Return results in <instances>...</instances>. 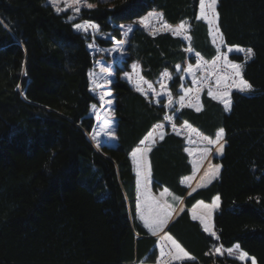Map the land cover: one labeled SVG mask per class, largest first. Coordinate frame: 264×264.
I'll use <instances>...</instances> for the list:
<instances>
[{
    "label": "trees",
    "instance_id": "1",
    "mask_svg": "<svg viewBox=\"0 0 264 264\" xmlns=\"http://www.w3.org/2000/svg\"><path fill=\"white\" fill-rule=\"evenodd\" d=\"M88 1L96 6L71 21L47 0H0V264L155 263L165 234L193 256L173 264H251L216 251L236 245L264 264V0H219L218 27L226 45L252 49L243 78L253 93L234 91L229 111L206 92L200 111L179 109L176 124L185 122L212 139L223 128L225 136L221 156L213 157L218 177L191 194L183 179L198 168L185 137L167 130L149 146L145 138L161 129L167 110L120 79L132 63L150 82L164 71L174 73L189 60L186 42L139 26L129 32L126 57L115 66L111 84L117 141L99 147L90 137L95 120L89 111L98 103L89 88L93 56L73 24L94 21L112 37L96 38L106 47L122 39L123 26L156 11L171 26L188 21L190 48L211 61L218 51L198 19L199 0ZM180 84L175 76L172 91ZM140 146L151 147L155 193L144 194L165 208L161 197L167 189L179 198L175 206H185L157 234L136 215L140 180L147 183L131 157ZM216 197L220 203L212 217L204 210L194 213L211 222L219 239L191 216L198 202Z\"/></svg>",
    "mask_w": 264,
    "mask_h": 264
},
{
    "label": "rangeland",
    "instance_id": "2",
    "mask_svg": "<svg viewBox=\"0 0 264 264\" xmlns=\"http://www.w3.org/2000/svg\"><path fill=\"white\" fill-rule=\"evenodd\" d=\"M101 1L105 2L110 0H101ZM47 3L51 5L49 3V0H47ZM87 4L94 5V7L96 6L95 3H92L88 0H80L79 4L73 2L71 3V6L68 8L67 11H61L59 12V14L68 12L70 16H73L74 9L76 7H80V12H81L83 9H88L86 7ZM57 6L63 9L65 7V0H60V3ZM160 14L161 13H158L156 11H151L148 14H146L144 17H142L138 22H136L135 25L123 26L124 32L122 39L114 40L113 45L106 47L99 46L96 42V38H101L105 40L111 39L112 37L110 33H103L99 30V33H97L95 39H93L91 32H89L88 34L81 32L89 40L88 48L93 56V66L88 73L89 88H90V92L97 98L98 101L97 104H93L95 105V108H93V105H91L89 111L90 116H92L95 120L93 130L92 132H90V137L92 139V142L97 145L104 142H107L108 145L111 146H114L116 144L117 141V137L115 134L116 117L114 115L115 97L111 89V84L116 81L115 66L116 65L121 66L124 58L126 57L125 48L127 44L126 38L128 35L125 36V32L128 31V28L131 27V29H133L135 26H139L143 28L145 31H148L150 34L169 32L172 35L181 37L187 44V52H188L189 60L184 65H177L179 66V68H177L176 66L174 73H170L169 71H164L162 75L155 82H150L143 78L141 74L140 65L137 63H132L129 66L130 69L120 75V79L127 81L141 94L145 95V93H147V95L145 96H147L154 104L160 106L163 105L167 110V113L165 115V120L159 126L161 129H157L155 135L151 137V140H149L148 142L149 146L152 145L155 141H158L160 139V134L161 133L165 134L167 130L176 132L177 134L185 137L188 146L190 148V158L192 159L193 162H195V165L197 164V168H198L197 171L194 170L192 176L183 179V184L188 188V194H191L198 188H201L202 185H206L208 183L207 181H203V176L209 170H210L209 173H214L216 166L213 164V157L221 156L222 152L218 151L219 148L218 144L214 145L209 143V140H215L216 137L214 139L205 137L204 135H201L197 130L193 129L189 124L185 122L180 125L176 124L175 117L179 109L181 108L180 97L181 96L184 97L183 107L185 106L189 107V105H193L190 108L196 110L197 107L201 108L202 105L201 96L204 92L208 94L209 91H211L213 95H209V94L208 95L213 99H215L216 101L220 102L224 106V108H225L224 105L225 99L230 100L232 104L231 94L234 91L248 95L252 94L253 89L251 91L241 92L235 87L233 81L238 80L239 78L234 76V70L231 68L230 65L239 64L241 66V72L243 76L244 66L249 60L252 59L253 52L249 54L247 52L248 48H243L237 45L234 46L226 45L224 38L221 34V31L218 27V24L210 26L207 23V21L201 19L207 24L211 42L218 51L217 55L213 60L206 61L201 56H197V53H195L189 46L190 43V36H189L190 28L188 27L189 22L184 21L186 28L179 29L180 34L176 35L175 32L178 30L179 25L171 26L167 24L163 20V17ZM78 16L79 15H77L76 18ZM198 17H199V11H198ZM142 20L146 21V24L141 23ZM165 25H169L171 27L169 29H165L164 27ZM217 28L219 29V31H217ZM89 45L92 46L90 47ZM237 49H240V51H238ZM234 56H241V59L238 60ZM134 65L136 66L135 68L133 67ZM189 66H191V71H189ZM102 68L106 69L107 71L102 72L101 71ZM165 72H167L168 75H164ZM175 76H178L180 78L181 84L177 89V91L173 92L171 89V84ZM97 84L102 85V87L98 88L96 86ZM149 84H151V88H149L148 86ZM138 86L139 88H143L144 91L141 92ZM225 92L228 93V96H223V93ZM105 93H110V95H106L104 101H101L100 96ZM158 93L159 95H157ZM169 95L171 96L172 99L171 105H169ZM169 116L173 117V119L171 120L166 119V117ZM193 132H196L195 134L196 136H198V138L193 136L192 134ZM220 143L223 144V146L225 145V136H223V138L220 140ZM98 146L100 147V145ZM137 165H138L137 171L139 172L140 170L142 171L143 169L142 164H137ZM141 174L143 175L142 172ZM141 174L139 173V175ZM146 180L147 183H145L143 180H140L141 181L140 189L139 191H137L138 195H137V212H136L137 218L144 226L146 225L143 219H141V213L142 212H144L145 214L148 213L149 204L152 205L153 210H159V208H161L157 204L155 205L154 201L148 199V196L144 194L145 190L147 191L151 190V184H152L149 175L148 178H146ZM166 194L167 193H165V196ZM168 196L169 197H166V202L167 204L171 205L173 209V211L171 210L169 211V209H166L168 212L171 213V216L168 219L169 222L175 217V215L181 213V211L185 208V206L183 202H180L178 206L174 205L178 203V199H179L176 194L172 193ZM208 204H211L210 207L208 208L209 210H211L212 215H214L218 207L217 206L211 207V206L217 204V201ZM191 216L193 217L192 214ZM199 222L202 225V228L204 229L205 223L202 222V220ZM234 247L231 249H234ZM218 248H220L221 250L219 253L217 252L219 255H227L228 257H232V258H236V256H238L240 251V249H235L234 254L229 255L227 251L228 249H225L222 246H219ZM158 258H159V253H158ZM247 261H250V263L252 264V258L248 257L243 262H247ZM156 262L147 263L145 262L144 259L141 262L128 263V264H157ZM172 263H176V261L174 260V262Z\"/></svg>",
    "mask_w": 264,
    "mask_h": 264
},
{
    "label": "snow or ice",
    "instance_id": "3",
    "mask_svg": "<svg viewBox=\"0 0 264 264\" xmlns=\"http://www.w3.org/2000/svg\"><path fill=\"white\" fill-rule=\"evenodd\" d=\"M73 2L79 4L80 0H65V7L62 9V8L57 6L60 3V0H49V3L54 7V9L57 13H59L61 11H67L68 8L71 6V3H73ZM218 3H219V0H199V17H198V19H203V20L207 21V23L210 26L218 24V21H219V12L217 10ZM86 7L88 9H92L94 7V5L87 4ZM79 13H80V7H76L74 9V15L70 16L69 19L74 20L76 18V16L79 15ZM160 15L162 16V13ZM141 23L146 24V21L142 20ZM73 27L77 31L83 32L85 34H88L89 32H91L93 39H95L97 33H99V30H100V26L91 20L82 21L81 23H74ZM164 27H165V29H169L171 26L165 25ZM188 27L190 28V25H188ZM185 28H186L185 23L181 22L179 24L178 30L175 32V34L179 35L180 34L179 29H185ZM131 31H132V29H131V27H129L128 31L125 32V36H127L128 32H131ZM217 31H219L218 28H217ZM89 46L91 47L92 45H89ZM189 50H191V49H189ZM237 50L240 51V49H237ZM247 52L249 54H251L252 49H250V48L247 49ZM197 56H199L198 53H197ZM230 66L234 70V76L239 78L238 80L233 81L235 87L241 92L251 91L252 85L248 81L243 79L242 72H241V66L239 64H231ZM133 67L135 68L136 66L134 65ZM177 68H179V66H177ZM101 71L104 72L107 70L102 68ZM189 71H191V66H189ZM164 75H168V73L165 72ZM108 82H110V81H108ZM96 86L98 88L102 87V85H100V84H97ZM148 86H149V88H151V84H149ZM138 88H139V86H138ZM139 90L141 92L144 91L143 88H139ZM208 94L213 95V93L211 91H209ZM106 95H110V93H105V94L101 95L100 100L104 101ZM145 95H147V93H145ZM157 95H159V93ZM223 96H228V93L227 92L223 93ZM157 102H159V101H157ZM109 103H110V101H109ZM171 104H172V99H171V96L169 95V105H171ZM180 105H181V107L184 106V97L183 96L180 97ZM224 105H225L226 110H230V108H231L230 100L225 99ZM192 106L193 105H189V107H192ZM93 108H95V105H93ZM196 111H200V108L197 107ZM166 119L171 120V119H173V117L169 116V117H166ZM223 136H224V129L221 128L216 133V139L215 140H209L210 144H214V145L218 144L219 145V148H218L219 152H223L224 146H223V144L220 143V140L223 138ZM151 137H152V133L149 132L148 136L145 139L149 140V139H151ZM163 138H164V133H161L160 139L162 140ZM144 143H145V141L142 140L141 144H144ZM146 151H151V147H148V148L137 147L132 152L131 155H132L133 159L136 160L138 153L141 154V156H143V153H145ZM138 163H140V162H138ZM218 173H219V166H216L215 171L212 174V178H215V176L218 175ZM167 191L168 190L165 189V193ZM162 195H163V193H162ZM215 199L218 202L219 197H216ZM216 206H218V204H214L211 207H216ZM170 216H171V213L168 212L166 210V208H159V210H153L151 204H149V211L147 214H145L144 212L141 213V219H143L145 225L150 230H152L153 234H156L159 230H161L162 228H164L166 226ZM202 222L205 223V231H209L210 229H209L207 221L203 220V218H202ZM212 235H215V233L213 232ZM166 239L172 240V246L176 249L175 259L181 260L184 258H190L189 254L174 239H172L170 236H166ZM217 239H219V238L217 237ZM235 249H239V245H236L234 247V249H228L227 250L228 254L233 255ZM216 251L219 253L221 250H220V248H217ZM163 255H164V251H163V248H161V256H163ZM236 258L243 262L248 258V253L243 252L241 250V251H239V254H238V256H236ZM252 264H255L254 258H252Z\"/></svg>",
    "mask_w": 264,
    "mask_h": 264
},
{
    "label": "crops",
    "instance_id": "4",
    "mask_svg": "<svg viewBox=\"0 0 264 264\" xmlns=\"http://www.w3.org/2000/svg\"><path fill=\"white\" fill-rule=\"evenodd\" d=\"M201 108H202V106H201ZM200 108V109H201ZM144 148V147H143ZM149 152L150 151H146L145 153H143V156H141V154H137V158H136V160H134L133 159V157H132V155H131V157H132V161H133V164H134V168H135V171L137 170V164H142V166H143V164H144V171H143V169H142V173H145L146 174V178H148V175L150 176L151 175V169H150V162H149ZM217 157H220V156H217ZM138 162H140V163H138ZM216 166H219V165H216ZM143 168V167H142ZM210 171V170H209ZM209 171H207L205 174H204V176H203V181H207L208 183L206 184V185H202L201 187H206V186H208L216 177H218V175H219V173H218V175L217 176H215V178H212V175L209 173ZM219 171H220V166H219ZM139 174L140 172L139 171H137L136 172V174ZM137 174V175H138ZM151 179V178H150ZM145 191H147V190H145ZM147 193L150 195V196H152V194H154L151 190H148L147 191ZM166 197H169V196H164V197H161L162 199H163V201H164V203H165V206H166V209H169V211L171 210V211H173V209H172V206L171 205H169V204H167V202H166ZM214 201H216V199H214L213 200V202ZM219 200H218V202H217V204H218V206L217 207H219ZM210 205L211 204H206V203H201V202H198L194 207H193V209H192V215H193V218H195V219H197V220H199V221H201L202 220V218H203V220H205V221H207V223H208V226H209V231H206L208 234H210L211 236H213L214 238H217V234L215 233V235H212V233H213V229H212V224H211V222H209V220L206 218V217H204L203 215H200V214H198V213H194V210L196 209V210H204L205 212H207L208 214H209V216H211L212 217V212H211V210H209V208L208 207H210ZM175 217H176V215H175ZM174 217V218H175ZM174 218L171 220V221H169V222H167V224H166V226L170 223V222H172L173 220H174ZM165 226V227H166ZM165 227L164 228H162L161 230H159V231H164V229H165ZM205 229V228H204ZM158 231V232H159ZM157 232V233H158ZM153 233V232H152ZM166 236H170L172 239H174L171 235H169V234H165L164 235V237L162 238V239H164V241H163V244H162V247L161 248H163V251H164V255L163 256H161V249H159V258H158V260H157V264H171L172 262H174V260L176 261V262H181V261H185V260H190V259H193V256L191 255V254H189V257L190 258H184V259H181V260H177V259H175V256H176V249L172 246V240H169V239H166ZM175 240V239H174ZM176 241V240H175ZM177 242V241H176ZM178 243V242H177ZM159 244H161V241L159 242ZM179 244V243H178ZM180 245V244H179ZM181 246V245H180ZM182 247V246H181ZM183 248V247H182ZM173 264V263H172Z\"/></svg>",
    "mask_w": 264,
    "mask_h": 264
}]
</instances>
